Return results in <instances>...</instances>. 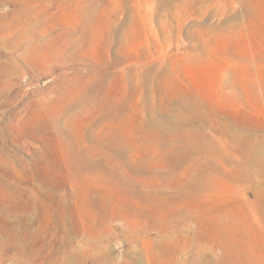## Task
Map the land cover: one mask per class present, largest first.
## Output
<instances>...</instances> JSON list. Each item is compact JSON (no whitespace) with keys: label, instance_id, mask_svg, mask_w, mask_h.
Masks as SVG:
<instances>
[{"label":"rangeland","instance_id":"rangeland-1","mask_svg":"<svg viewBox=\"0 0 264 264\" xmlns=\"http://www.w3.org/2000/svg\"><path fill=\"white\" fill-rule=\"evenodd\" d=\"M0 264H264V0H0Z\"/></svg>","mask_w":264,"mask_h":264}]
</instances>
